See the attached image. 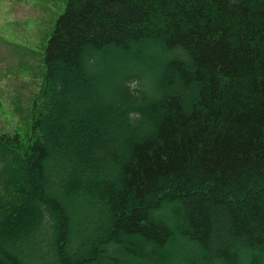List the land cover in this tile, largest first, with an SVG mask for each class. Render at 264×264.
I'll list each match as a JSON object with an SVG mask.
<instances>
[{"label":"trees","instance_id":"16d2710c","mask_svg":"<svg viewBox=\"0 0 264 264\" xmlns=\"http://www.w3.org/2000/svg\"><path fill=\"white\" fill-rule=\"evenodd\" d=\"M41 56L0 264H264V0H67Z\"/></svg>","mask_w":264,"mask_h":264},{"label":"rangeland","instance_id":"374dc122","mask_svg":"<svg viewBox=\"0 0 264 264\" xmlns=\"http://www.w3.org/2000/svg\"><path fill=\"white\" fill-rule=\"evenodd\" d=\"M66 1L0 0L1 132L18 129L25 133L31 126L28 116L32 98L42 83L41 52ZM141 50L146 54L156 51L144 47ZM94 83L99 85L98 81ZM79 107L74 105L73 111Z\"/></svg>","mask_w":264,"mask_h":264}]
</instances>
